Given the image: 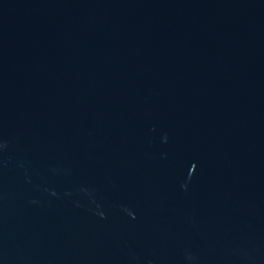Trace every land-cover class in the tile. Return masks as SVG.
Segmentation results:
<instances>
[{"label": "water", "instance_id": "1", "mask_svg": "<svg viewBox=\"0 0 264 264\" xmlns=\"http://www.w3.org/2000/svg\"><path fill=\"white\" fill-rule=\"evenodd\" d=\"M0 264H264V0H0Z\"/></svg>", "mask_w": 264, "mask_h": 264}]
</instances>
